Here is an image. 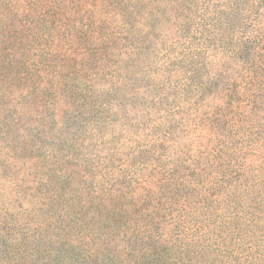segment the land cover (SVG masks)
Returning <instances> with one entry per match:
<instances>
[{"label":"trees","instance_id":"1","mask_svg":"<svg viewBox=\"0 0 264 264\" xmlns=\"http://www.w3.org/2000/svg\"><path fill=\"white\" fill-rule=\"evenodd\" d=\"M157 2L0 0V264H35L43 250L54 264H264V0H200L154 43L147 26H132ZM20 36L33 43L21 53L7 47ZM25 52L20 73L11 58ZM92 65L100 87L70 88L78 113L65 120L79 126L55 134L43 94L66 97V74ZM6 71L18 81L40 72V82L8 96ZM115 94L126 98L114 117L128 101L145 113L129 121L133 132L128 115L118 127L108 114ZM14 115L26 128L35 121L28 134ZM149 124L156 136L141 142ZM103 125L132 136L130 151L110 146ZM127 214L109 248L98 229Z\"/></svg>","mask_w":264,"mask_h":264},{"label":"rangeland","instance_id":"2","mask_svg":"<svg viewBox=\"0 0 264 264\" xmlns=\"http://www.w3.org/2000/svg\"><path fill=\"white\" fill-rule=\"evenodd\" d=\"M169 2H172L174 4V6L173 7H169V5L165 6V4H168ZM178 2L176 0H158L157 4H155V5L150 4L148 6H145L144 8H142V10L145 11V14L147 12L148 13L149 12H155V13H153L154 17L149 18V17H147V15H143V16H145L144 20H143V18L135 17L134 19H136V20L133 21V24H137V22L139 24L132 26L133 29L136 30V28L140 27L141 24L143 26H147L146 28H149V31H148L149 36H148L147 40H151L154 43H158L159 40L163 36H165V34H170L168 31H173L175 24L178 23L177 17L178 18L181 17V13H180L181 8H183L184 10L187 9L188 11L191 10V13L196 14L195 12L197 10H195V7H196V5H200V0H178ZM153 7H156L157 9L153 10ZM193 16H196V15H193ZM262 19L264 22V17ZM240 22H243V21L240 20ZM256 25H257L256 27L260 28V26L258 24H256ZM190 28H192V26H190ZM10 41L11 42H9L7 47L12 48V49L19 47L20 48L19 53H21L23 51V49L25 50V48H28L27 46H30V47L33 46V43L30 44L28 42V44H27V40L25 39L24 36L23 37L20 36L19 38L11 39ZM148 43L149 42L146 43V47H150L149 46L150 43L149 44ZM15 55H16V57H12L11 60L14 59V62L18 64L17 71H20V73H21L25 69L24 65H22V64L24 62H27V60L29 58L26 55V52H25V57L24 58L21 57V59H19V60L17 59L18 54H15ZM147 60H148V57H146V56L141 57L137 61L136 66L138 68L144 66V64L147 63ZM76 65H79V64H76ZM95 65H97V64H95ZM100 69L101 68L98 67V69H97L94 65H92L91 67L89 66L88 69L84 68V70H81L80 66H76L75 69L73 68L71 71H69L68 74H66V78H67L65 81V89H66V93H67L66 97H64L63 93H62L61 97L59 95L54 97V96H49L48 94H45V95L43 94L44 100H49L51 103L54 102V111L53 112H56V115H54L52 117L51 116L48 117V124L49 125L54 124L55 134H59L58 131L65 130L66 133L64 135H69V136L73 135L74 130L77 128V126H79L78 121L80 122V120H78V121L70 120V123H68L65 120V117L66 116L68 117V115L71 112L78 113L77 109H75L74 107H71L72 106L71 104H72V102L75 103L76 101L74 99L79 98L80 95L72 94L71 97H69L70 88L74 89V87L81 85L83 83H88V81H89L90 85L91 84L93 85V87H100L99 84L102 82ZM33 73H34L33 78H31L30 80H29V77L31 75L27 79L21 77L20 81H18V79H17L18 76L15 74V72L6 71V74L8 76L12 77L11 81H10V79L8 80V82H10V84H9V88H7L5 90L6 94H8V96L12 95V96H15L16 98H19L20 96L26 95L27 93H29L31 91L32 87L39 84V82H40V77H39L40 72H33ZM45 73H44L45 76H49L48 69L45 71ZM93 74H95L96 77ZM117 79L119 80V77ZM118 98H126V97H119L117 94H115L114 96L111 95L108 98L104 99V102H107L109 104V109H110V111H108L109 116L112 115L114 110L121 107V106H118V104H119V102L117 101ZM102 100H103V98H100V100L95 102L96 103L95 107H98V103H100V101H102ZM66 102H68L69 105ZM123 102H125V100ZM36 104H39V103H36ZM130 105H132L133 109L129 108ZM142 105L143 104H141L140 107H142ZM100 108H101V106H100ZM126 108H128V112H126V114H125V112L121 114V111L119 109L118 114L115 115V117H114V115H112V116L114 117L117 126L120 127V124H121L120 119L124 118L125 115H128L129 120L128 119L126 120L127 124H122V125H124L125 130L133 132L136 129V127H130L129 121L133 120V122H134L136 120H140L141 119L140 115H145V113H144V111H141V110L135 111L136 108H139V107H137L136 101L135 102L128 101V107H126ZM67 111L69 112V114L67 113ZM82 115H84V113ZM15 116L16 115H14L10 118V119H13V122L11 125H14L15 123L18 124L19 129H20L19 131H17L18 134H22L24 131H26V134H28L29 131L27 129L30 127H34L35 121H33V123L28 128H26V125H28L30 122L29 123L22 122V124H20L21 122H18L15 120V119H17ZM152 121H153V123H157V121L153 118H152ZM90 123H91V121H90ZM102 123L104 124L103 121H102ZM7 125L6 124H5V126L1 125L0 128H3V130H6ZM66 125H67V127L64 129V127ZM108 126H109V128H108ZM108 126L103 125L100 127V129H101L100 136H102V138H103V136H105V134H107L106 129H108L107 132L112 130L114 133L112 136L114 138V140L112 142H110L109 145L117 147V146H119V144L124 143L122 152H129L130 149L128 148V145L131 143L133 144V142L135 143V141H133V142L131 141L132 136L125 137V133H126L125 131H123V134H122L121 132L118 131L119 130L118 127L112 129L113 127H111L110 125H108ZM88 128H90V127H88ZM141 129H142V127L139 128L138 131H141ZM148 131L149 132L152 131L153 136H156L155 130H153L149 124L148 127L146 128V130L143 132V135H142L143 139H141V142H143L145 140L144 135ZM123 136H124V138H123ZM81 137H84V135H81ZM135 137L136 136H133V140ZM47 138H48V135H43L42 137L39 136L36 141L39 143V142H42L43 140H47ZM137 138H140V136L137 135ZM147 138H148V136H147ZM104 141H106V138L103 139V142ZM101 148L104 149V148H106V146L101 144L100 146L95 147V150H100ZM90 149H91V147H90ZM133 200H135L134 197H133ZM130 215H133V213H131ZM130 215L127 214V215H123L121 217L112 216L111 218H109V223L105 224L104 225L105 227L103 229L102 228L98 229L99 231H101L99 234L105 233L107 235V244H108L109 248L117 247L116 246V240H118L120 236L115 235V234H118V231H121L122 227L126 225L125 218H126V216L129 217ZM82 220H83V229L84 228H88V229L93 228L92 223H87L90 220V218L87 217V215H82ZM98 230H96V231H98ZM98 242H100V241H98ZM118 245L121 246L122 243H119ZM14 253H16V251H14ZM40 257H43V261L38 259L37 262H35V264H54L52 262L42 263V262H44V260L47 257L46 250H43L38 254V258H40ZM114 264H120V262L115 261Z\"/></svg>","mask_w":264,"mask_h":264}]
</instances>
